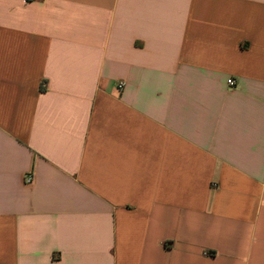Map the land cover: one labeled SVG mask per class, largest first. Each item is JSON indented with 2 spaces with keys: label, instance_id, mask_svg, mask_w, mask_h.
Listing matches in <instances>:
<instances>
[{
  "label": "crops",
  "instance_id": "1",
  "mask_svg": "<svg viewBox=\"0 0 264 264\" xmlns=\"http://www.w3.org/2000/svg\"><path fill=\"white\" fill-rule=\"evenodd\" d=\"M0 264H264V0H0Z\"/></svg>",
  "mask_w": 264,
  "mask_h": 264
},
{
  "label": "built area",
  "instance_id": "2",
  "mask_svg": "<svg viewBox=\"0 0 264 264\" xmlns=\"http://www.w3.org/2000/svg\"><path fill=\"white\" fill-rule=\"evenodd\" d=\"M228 84H229V86L230 87H234L235 86V82H234V80H232V79H230L229 81H228ZM123 84H119V86H118V88L121 90L122 88H123ZM26 182L27 183H31L32 182V175H28L27 177H26Z\"/></svg>",
  "mask_w": 264,
  "mask_h": 264
}]
</instances>
